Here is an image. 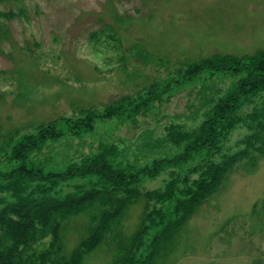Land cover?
I'll use <instances>...</instances> for the list:
<instances>
[{"label": "rangeland", "instance_id": "rangeland-1", "mask_svg": "<svg viewBox=\"0 0 264 264\" xmlns=\"http://www.w3.org/2000/svg\"><path fill=\"white\" fill-rule=\"evenodd\" d=\"M0 12L8 16L0 18V133L32 132L60 116H81V109L102 111L153 82L169 83L162 102L133 122H99L93 133L60 144L52 154L59 162L95 153L103 142L124 150L125 161L144 164L139 149L147 132L155 143L167 124L192 126L186 119L201 110L199 96L233 82L214 76L181 84L180 62L264 49V0H0ZM258 102L238 114L257 107L260 113ZM249 134L245 124L235 128L223 153L242 149ZM254 156L196 210L168 264H264V155ZM164 178L143 189L162 186ZM77 184L63 183L61 195ZM136 208L129 226L139 218ZM100 257L94 264H105Z\"/></svg>", "mask_w": 264, "mask_h": 264}, {"label": "trees", "instance_id": "trees-1", "mask_svg": "<svg viewBox=\"0 0 264 264\" xmlns=\"http://www.w3.org/2000/svg\"><path fill=\"white\" fill-rule=\"evenodd\" d=\"M2 17L8 16L0 12ZM180 63L181 84L214 76L233 82L224 92L199 96L205 99L201 110L186 119L192 126L167 124L155 143L147 132L144 151L139 149L144 164L125 161L124 150L113 143L100 142L95 153L77 159L64 155L63 162L52 154L69 139L93 133L99 122H133L162 102L167 81L122 96L102 111L81 109V116H60L32 132L0 133V264H94L100 255L105 264L173 260L196 210L236 168L252 165L255 153L264 155V49ZM256 101L260 113L257 107L238 114ZM244 124L250 134L241 140L242 149L223 153L232 131ZM160 176H166L162 186L143 189ZM75 180L81 184L61 195L60 186ZM136 207L139 218L129 226ZM46 240L47 247L38 250Z\"/></svg>", "mask_w": 264, "mask_h": 264}]
</instances>
